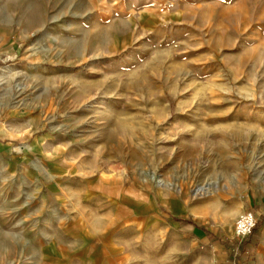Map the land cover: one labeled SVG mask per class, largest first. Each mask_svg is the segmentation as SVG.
Returning <instances> with one entry per match:
<instances>
[{"label": "rangeland", "instance_id": "rangeland-1", "mask_svg": "<svg viewBox=\"0 0 264 264\" xmlns=\"http://www.w3.org/2000/svg\"><path fill=\"white\" fill-rule=\"evenodd\" d=\"M14 110L0 264L90 261L75 249L81 224L97 229L93 211L78 220L70 204L59 220L49 194V159L67 150L87 174L192 200L234 237L248 196L264 192V0H0V123ZM256 230L236 238L237 258L247 245L252 257ZM134 234L120 264H165L153 233Z\"/></svg>", "mask_w": 264, "mask_h": 264}, {"label": "crops", "instance_id": "crops-1", "mask_svg": "<svg viewBox=\"0 0 264 264\" xmlns=\"http://www.w3.org/2000/svg\"><path fill=\"white\" fill-rule=\"evenodd\" d=\"M174 15L179 17L181 13L175 11ZM156 19H161V16L145 18L154 25ZM6 116L7 119L0 123V154L11 150L20 130L19 113L14 110ZM53 143L49 140V148L55 146ZM61 160L64 161L55 164L49 159V194L58 205L59 220L70 216L68 210L65 212L70 204L77 207L73 214L78 220H83L89 209L93 211L97 229L87 230L84 224L79 223L82 228L79 246L75 249L78 258L90 260L88 264H120L121 256L125 254L128 259L134 248V233L143 228L153 233L165 250V264H264V192L251 193L241 208L244 212L255 206L262 221L255 231L257 241L252 257H246L247 247H251L247 245L237 258L235 236L219 233L213 216L199 214L204 208L193 204L192 200L165 191L146 194L135 191L133 185L119 186L114 178L103 176L105 173L101 169L98 173L87 174L86 169L71 157L69 150ZM15 168V162L8 165V169ZM71 178L78 180L76 189L65 184ZM69 254L66 252L65 255ZM66 256L62 255L63 258Z\"/></svg>", "mask_w": 264, "mask_h": 264}, {"label": "built area", "instance_id": "built-area-1", "mask_svg": "<svg viewBox=\"0 0 264 264\" xmlns=\"http://www.w3.org/2000/svg\"><path fill=\"white\" fill-rule=\"evenodd\" d=\"M256 218L253 212H242L235 222L234 236L239 240H243L250 236L256 227Z\"/></svg>", "mask_w": 264, "mask_h": 264}, {"label": "bare ground", "instance_id": "bare-ground-1", "mask_svg": "<svg viewBox=\"0 0 264 264\" xmlns=\"http://www.w3.org/2000/svg\"><path fill=\"white\" fill-rule=\"evenodd\" d=\"M210 184L209 185H205V186H202V187H200L199 189H198V193L199 194H205L206 192H210Z\"/></svg>", "mask_w": 264, "mask_h": 264}, {"label": "trees", "instance_id": "trees-1", "mask_svg": "<svg viewBox=\"0 0 264 264\" xmlns=\"http://www.w3.org/2000/svg\"><path fill=\"white\" fill-rule=\"evenodd\" d=\"M254 230H256V228Z\"/></svg>", "mask_w": 264, "mask_h": 264}]
</instances>
